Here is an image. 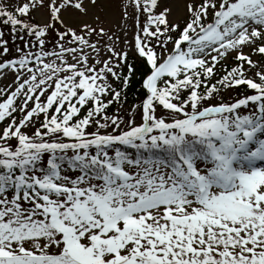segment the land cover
<instances>
[{"label": "snow or ice", "instance_id": "snow-or-ice-1", "mask_svg": "<svg viewBox=\"0 0 264 264\" xmlns=\"http://www.w3.org/2000/svg\"><path fill=\"white\" fill-rule=\"evenodd\" d=\"M261 162L264 0H0V264H264Z\"/></svg>", "mask_w": 264, "mask_h": 264}, {"label": "trees", "instance_id": "trees-1", "mask_svg": "<svg viewBox=\"0 0 264 264\" xmlns=\"http://www.w3.org/2000/svg\"><path fill=\"white\" fill-rule=\"evenodd\" d=\"M139 88V84H135L131 87L129 91V101H135L137 98V89Z\"/></svg>", "mask_w": 264, "mask_h": 264}, {"label": "rangeland", "instance_id": "rangeland-1", "mask_svg": "<svg viewBox=\"0 0 264 264\" xmlns=\"http://www.w3.org/2000/svg\"><path fill=\"white\" fill-rule=\"evenodd\" d=\"M263 165V164H262Z\"/></svg>", "mask_w": 264, "mask_h": 264}]
</instances>
